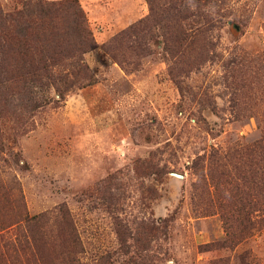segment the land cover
Listing matches in <instances>:
<instances>
[{"label":"rangeland","instance_id":"374dc122","mask_svg":"<svg viewBox=\"0 0 264 264\" xmlns=\"http://www.w3.org/2000/svg\"><path fill=\"white\" fill-rule=\"evenodd\" d=\"M199 1L195 41L176 52L168 0H153L147 49L121 63L102 47L149 1L79 0L91 84L14 82L0 39L7 264H264V0ZM24 218H38L25 251Z\"/></svg>","mask_w":264,"mask_h":264},{"label":"trees","instance_id":"16d2710c","mask_svg":"<svg viewBox=\"0 0 264 264\" xmlns=\"http://www.w3.org/2000/svg\"><path fill=\"white\" fill-rule=\"evenodd\" d=\"M148 1L150 15L120 32L102 47L121 63L126 62V53L133 52L137 45L147 49L146 41L158 20L153 0ZM199 3V0L167 2L168 7L161 22H164L165 40L176 48V52L195 41L199 29H194L190 19L199 11ZM192 6L196 8L195 11L191 9ZM0 28L3 29L1 48L8 59V66L13 70L14 82L33 79L45 86L48 85L45 80L52 83L59 78L68 81L73 77L92 83L94 74L84 56L95 50L97 44L79 0H22L21 8L8 13H4L0 7ZM119 50L125 53H117ZM60 67H64L63 70ZM37 219L24 218L31 234L27 235L23 247L30 246L28 241L36 242L31 228ZM3 238L1 235L0 242ZM9 246L11 244H5L4 248L9 249ZM13 247L15 255H18L17 248ZM10 260V253H3L0 247V264H7Z\"/></svg>","mask_w":264,"mask_h":264},{"label":"water","instance_id":"95a60500","mask_svg":"<svg viewBox=\"0 0 264 264\" xmlns=\"http://www.w3.org/2000/svg\"><path fill=\"white\" fill-rule=\"evenodd\" d=\"M179 176V175H178ZM179 177H181V176H179Z\"/></svg>","mask_w":264,"mask_h":264}]
</instances>
